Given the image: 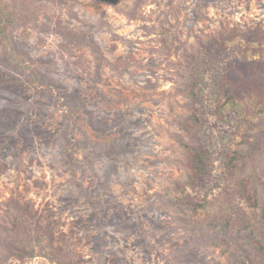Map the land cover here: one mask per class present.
I'll return each mask as SVG.
<instances>
[{"label": "rangeland", "instance_id": "374dc122", "mask_svg": "<svg viewBox=\"0 0 264 264\" xmlns=\"http://www.w3.org/2000/svg\"><path fill=\"white\" fill-rule=\"evenodd\" d=\"M7 2L0 264H264V0Z\"/></svg>", "mask_w": 264, "mask_h": 264}, {"label": "trees", "instance_id": "16d2710c", "mask_svg": "<svg viewBox=\"0 0 264 264\" xmlns=\"http://www.w3.org/2000/svg\"><path fill=\"white\" fill-rule=\"evenodd\" d=\"M8 4L7 0H0V48L3 50L4 56L3 59L7 61V63L11 66H18V71L23 69H29V65L23 60L21 56L15 50V45L9 35V28L15 22V13L11 10V7ZM217 47L220 50L225 48V41L220 40L218 42ZM247 62V61H246ZM241 64H247L244 61ZM249 64V63H248ZM33 85L37 88H43L38 82V80L34 77V75L30 74V80ZM185 95L196 98L197 93L195 90V86H190L185 89ZM187 151L189 154L187 160V167H188V181L190 186L193 188H202L206 181V176H208L210 167H211V158L208 150L203 147L189 145L187 146ZM249 202L252 204L253 207L256 208V198L250 197ZM178 205L189 209L193 212H198L199 209L203 206L200 202L191 196V194H185L183 198L178 202ZM251 234H249L250 236ZM17 253H20L19 258L22 259V253L20 250L16 249ZM246 257V264H254L250 257L247 255ZM65 264V263H64Z\"/></svg>", "mask_w": 264, "mask_h": 264}]
</instances>
